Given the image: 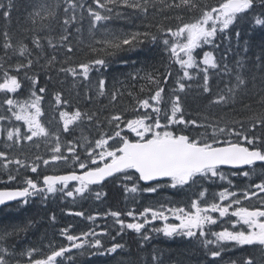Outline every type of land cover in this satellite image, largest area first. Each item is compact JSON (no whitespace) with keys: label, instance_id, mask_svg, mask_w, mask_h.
<instances>
[{"label":"snow or ice","instance_id":"1","mask_svg":"<svg viewBox=\"0 0 264 264\" xmlns=\"http://www.w3.org/2000/svg\"><path fill=\"white\" fill-rule=\"evenodd\" d=\"M15 8L13 0L0 2V108L10 114H0V121L21 122L0 128L5 135L0 176L6 177L0 183L23 186L0 188V206L10 202L23 206L36 199L46 204L50 197L75 202L77 197L85 200L94 195L101 200L106 196L102 189L112 183L135 207L110 209L103 216L113 218L118 226L116 236L123 237L126 232L134 235L127 244L115 242L106 247L100 237L111 233L108 227L96 231L100 213L68 211V215L86 219L95 227L74 234L69 225L59 229L66 244L52 238L27 249H18L10 240L26 233L32 221L11 230L0 229V264H64L65 260L73 264V250L80 256L126 255L118 264H165L157 248L152 249L150 260L143 255L131 258L133 250L137 254L144 251L153 238L151 233L196 242L207 264H220L223 254L234 250L248 254L227 264H264V40L256 44L253 39L255 33H264V0H216L214 4L207 0H91L87 8L84 0H32L26 17L31 27L21 28L31 33V46L26 37L14 39L10 24ZM85 11L90 42L85 44L77 36L74 44L73 30L82 32ZM173 11L176 14L169 15ZM133 15L161 19L144 25V31L125 32L109 26L114 18L130 19ZM249 17L252 35L243 41L242 52L234 50L232 33L235 30L239 43L241 31L236 25ZM173 19L178 22L175 27L165 23ZM147 43L162 45L168 57L164 71L141 68L128 74L132 81H146L139 93L147 94L125 93L119 80L110 91L106 73L111 60ZM253 48L258 49L254 57L248 55ZM78 53L85 59L77 58ZM172 65L179 66L174 79ZM249 72L253 73L251 88ZM69 81V95L72 89L77 90L75 107L64 95ZM80 90L87 105L96 102L101 107L78 106ZM193 91L207 99V111H198L195 116L186 107V98ZM23 92L27 95L21 98ZM125 94L133 104L122 111H109V106L115 109ZM48 95L51 107L58 112V119L53 117L54 129L52 120L44 119ZM245 96L251 102H245ZM103 99H108V105ZM237 104L247 113L242 119L229 123L211 113L213 108L231 111ZM85 123L94 134L84 135L81 128V136L75 137L74 131ZM38 141L44 142L46 157L11 155L8 151L22 142H32L39 149ZM61 166L65 170L58 174ZM233 177H243L248 183L240 188ZM213 186L219 190L213 191ZM163 189L193 191L182 205L169 201L138 210L140 194ZM170 218L178 223L169 222ZM50 219L55 223L54 213ZM153 221H162V227L148 228Z\"/></svg>","mask_w":264,"mask_h":264},{"label":"trees","instance_id":"2","mask_svg":"<svg viewBox=\"0 0 264 264\" xmlns=\"http://www.w3.org/2000/svg\"><path fill=\"white\" fill-rule=\"evenodd\" d=\"M4 4L8 3V0H0ZM16 5V8L12 12V21L10 24V28L13 31L14 39L25 38V42L29 43L31 46V33H24L22 32V27H31L30 24L26 23L27 13L30 10L27 6L32 2V0H13ZM209 4H214L216 0H207ZM63 3V0H61ZM85 8H87L91 4V0H84ZM258 3V0H257ZM94 6V5H93ZM258 10V9H257ZM175 11L169 13V15H175ZM79 15V13H78ZM84 20L82 22V32L77 33L73 30V43H76V38L79 36L83 39L84 43H89V34H88V27H89V19L87 17V12H84ZM184 18L187 20L189 18V14L187 12L184 13ZM161 18L157 17L156 20H153L152 17L148 19H144L143 17H137L133 15L130 19H113L110 22V27H113L118 30H122L125 32H132V31H144V25L149 23H156ZM247 19H242L239 24L236 25V29L241 31V38L239 43H237L235 39V30L232 33V46L234 50H238L242 52L243 50V41L248 39L250 35V25L247 24ZM17 21L20 22L18 26ZM165 23H170L171 26L175 27L177 25V21L175 19L166 21ZM3 24L2 19H0V25ZM80 25H78L79 27ZM153 32L155 28L151 29ZM97 38L99 37V33H97ZM256 44H260L262 40H264V33L257 32L253 37ZM3 40L0 37V45H2ZM227 44V42H225ZM82 48L83 45H80ZM51 51V50H49ZM258 51L257 48H253L248 55L254 57L256 52ZM3 55L2 50H0V56ZM230 56L233 58H240L239 56H235L234 53H231ZM79 59H85L82 54L78 53ZM122 60H127L128 63L124 64L121 63ZM135 62V63H133ZM168 64V57L163 52V46L160 44L153 45L151 43H147L141 47H139L135 51L131 52H123L120 53L117 57H114L110 62L109 70L106 73V77L108 80V87L111 91L113 84L116 80L123 82V88L125 93L127 90H131L138 94L139 96L143 97L147 93H139V88L141 85L146 84V81L137 80L132 81L128 76L129 73H134L136 69L143 68L147 72H151L154 69H159L160 71H164V65ZM6 66V65H5ZM172 71L174 72L173 79L175 78V74H178V65H172ZM143 74V73H142ZM253 73H247L250 83L249 87L251 88V75ZM257 77H259V73H256ZM43 76H41V82L43 83ZM93 79L95 80L96 77L94 76ZM216 83L217 78H213V91H216ZM133 85L135 87H133ZM257 85H259V79H257ZM222 86V85H221ZM71 87V82L69 81L64 85V95L65 98L70 99L72 105L75 107L77 106V97H76V89L71 90V95H69L68 89ZM120 87V85H117ZM151 87V86H149ZM258 90V89H257ZM52 88L50 86V92ZM81 95L79 97V105L81 108L90 107L93 110L99 109L101 107L100 103L93 102L92 105H87L86 101L84 100L83 90H80ZM27 95L26 92L21 93V98ZM46 98L51 100V95L46 96ZM3 99V94H0V100ZM245 102H251L248 96L243 97ZM102 103L104 105H108V99H103ZM132 99L125 94L116 104L115 109H112L109 106V111H122L132 105ZM207 104V99L200 98L197 96L196 92L193 91L189 93L186 98V107L189 112L193 116L196 115L198 111L204 113L207 111L204 109V105ZM6 107V106H5ZM253 108L259 110L258 107L253 104ZM212 115L219 118L223 116L225 121L231 122L232 119H242L244 118L247 113L242 110L239 104L232 107L230 111L229 108H213L211 109ZM0 114L10 115L9 113L4 112V108H0ZM131 115V113H129ZM46 116L49 120H52L53 129L56 127V121L53 119L54 116L58 118V112H54V110L47 109ZM21 122H16L14 120H5L0 121V127L5 128L6 126H12L14 124H18ZM81 128L83 129L84 135H92L94 134V129H91L90 126L85 123L78 127L73 135L75 137L81 136ZM259 134V133H257ZM71 138V137H70ZM4 143H5V135L1 133L0 138V150H4ZM40 143V148L37 149L32 142L23 143L20 147H14L11 150H8L11 155H20L21 153L26 154L27 156L31 157L34 155H43L47 156V149L44 145L43 141H38ZM20 158H24L21 156ZM64 167L61 166L56 171L58 174L63 173ZM52 170L49 169V172ZM29 176H34L32 173H27ZM6 177L0 176V180H4ZM255 179V178H254ZM236 185L240 188H243L248 181L245 178H233ZM258 182V181H257ZM18 186H23L22 184H18L17 182H12L10 184L0 183V188L9 187L15 188ZM217 187L213 186L212 190L215 191ZM102 191L106 193V196L102 197L101 200H96L95 196L92 195L88 199L81 200L80 198H76V201L73 202L71 198H65L63 201L56 197H50L49 201L44 204L39 201V199L34 200L33 202L29 203L28 205H19L18 203H13L8 206L0 208V229L7 228L11 230V228L15 225H25L27 222L32 221V225L29 230L25 232H20L18 235L13 236L10 240L11 243H15L18 249H27L30 246L40 247L42 240L46 243L47 239L54 238L57 243H64L66 244L67 241L63 240V238L59 234L60 228H67L69 225H72V231L74 234L79 233L82 230H87L89 227H94L96 224H100L102 221H106L104 219L103 214L107 211L111 210H128L135 205L130 201H126L125 197L122 193V189L116 187L114 184L109 183L107 184ZM193 190L186 189L183 192H178L173 189H163L156 194H148L142 193L137 197V200L141 201L140 206L138 208L139 211H142L144 206H158L160 203H168L171 201L173 204H184L187 202L189 196L192 195ZM68 211H84L86 215H94L96 213H100L101 218L97 219L95 225L92 222L82 219L81 217H77L74 215H68ZM55 214L56 221L53 223L50 219L52 214ZM98 216V217H100ZM125 218V217H123ZM224 226L230 227V224H225ZM110 230V235L104 236L105 242L112 244L115 242H119L122 244H127L131 239H133L134 234L125 233L123 237L116 236V232L118 231V226H110L108 225ZM219 230V229H216ZM112 237H116L115 240ZM102 238V239H103ZM138 239V238H137ZM157 248L160 249L162 252V258L164 259L165 264H207V259L204 256L203 249L199 247L196 242H189L187 239L182 237H175V238H166V237H154L152 240L145 246V249L142 253L137 254L135 250L132 253V259H138V255H143L145 259L150 260L152 249ZM92 251V250H90ZM247 251L242 250H234L223 254V259L220 261V264H227L230 259H240L247 255ZM73 264H118V261L121 259H127L126 255H91L89 256L87 253L84 256H80L76 250H73ZM19 258V257H17ZM26 259V258H25ZM64 264H69L67 260L64 261Z\"/></svg>","mask_w":264,"mask_h":264},{"label":"rangeland","instance_id":"3","mask_svg":"<svg viewBox=\"0 0 264 264\" xmlns=\"http://www.w3.org/2000/svg\"><path fill=\"white\" fill-rule=\"evenodd\" d=\"M200 55H202V53L200 54ZM199 58V57H198ZM53 102H50V99L49 98H45V101H44V110H45V113H47V109H50V110H54L52 107H51V104H52ZM54 112H56L55 110H54ZM54 117H56V116H54ZM57 118V117H56ZM44 119H45V121H48L49 119H48V117L47 116H45L44 117ZM58 119V118H57ZM1 128V127H0ZM0 138H1V133H0ZM233 178H243V177H233ZM219 183H221V182H217V184H219ZM225 186H227L226 184H225ZM219 189H218V187L215 189V191H218ZM102 216H100V217H97V219H99V218H101ZM123 218V217H122ZM104 219H106L105 217H104ZM126 221H128L130 218H128V217H125L124 218ZM232 219H235V218H232ZM169 222H175V223H178V221H174V220H172L171 218H170V220H169ZM96 225H99L100 227H96V231H100L101 230V227H108V225H110V226H114V220H113V218H111V217H108V219H106V221L104 222V221H102L100 224H96ZM162 225H163V222L162 221H153L152 222V224H150V225H148L147 227L148 228H151V227H153V226H155V227H162ZM95 227V226H94ZM230 227H231V225H230ZM151 235H152V237L154 238V237H164L162 234H156V233H151ZM104 236H101L100 238H101V240H102V242H103V244L107 247V246H110L111 244H109V243H107V242H105V238H103ZM177 237H179V236H177ZM103 238V239H102ZM175 238V237H174ZM92 251H94V250H92Z\"/></svg>","mask_w":264,"mask_h":264},{"label":"water","instance_id":"4","mask_svg":"<svg viewBox=\"0 0 264 264\" xmlns=\"http://www.w3.org/2000/svg\"><path fill=\"white\" fill-rule=\"evenodd\" d=\"M13 203H16V202H10L9 204H7L5 206H8V205L13 204ZM5 206H0V208L5 207Z\"/></svg>","mask_w":264,"mask_h":264}]
</instances>
